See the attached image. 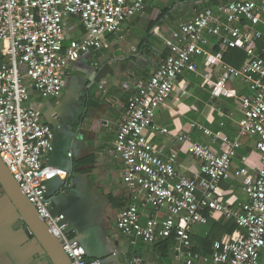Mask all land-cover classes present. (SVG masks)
<instances>
[{
  "label": "built area",
  "instance_id": "1",
  "mask_svg": "<svg viewBox=\"0 0 264 264\" xmlns=\"http://www.w3.org/2000/svg\"><path fill=\"white\" fill-rule=\"evenodd\" d=\"M147 1L0 0V159L71 264L102 263L87 257L64 215L48 210L47 183L68 173L46 163L53 151L54 131L25 106L29 92L24 79L43 98L59 96L68 65L98 51L106 36L117 34L125 22L143 12ZM67 18L77 20L82 36L69 37ZM169 37L166 55L151 76L134 82L114 138L113 150L124 166L122 183L129 199L117 217L116 229L149 246L173 239L172 264H260L264 249V0H220L213 6L209 0H199L192 15ZM230 49L246 56L239 68L223 61ZM196 58H203L202 72ZM186 72L208 82L211 98H238L241 106L232 138L191 125L218 144V150L194 143L185 134L177 137L200 162V171L193 176L180 173L177 156L154 148L147 134H164L155 116L170 94L187 96V83L182 80ZM236 81L245 87L244 92L238 94L230 87ZM245 137L256 139L260 168L243 179L245 200L227 204L219 185L230 179L232 162ZM215 217L234 220L239 233L213 242L210 255L199 254L193 250L191 235ZM129 264L152 263L136 255Z\"/></svg>",
  "mask_w": 264,
  "mask_h": 264
},
{
  "label": "crops",
  "instance_id": "2",
  "mask_svg": "<svg viewBox=\"0 0 264 264\" xmlns=\"http://www.w3.org/2000/svg\"><path fill=\"white\" fill-rule=\"evenodd\" d=\"M163 1H147L141 16L125 22L117 34L106 36L98 51L70 63L66 85L59 96L43 98L24 79L29 92L25 106L35 110L42 123L54 131L53 151L46 163L68 173L66 178L47 183L48 210L53 215H64L87 257L102 264H129L136 255L152 264H166L153 246L123 236L116 229L117 217L129 199L122 183L124 166L113 150L118 124L124 117L128 97L134 92V82L151 76L166 52L169 32L184 20L174 18L173 7L177 3L171 9H163L165 13L160 18L163 10L159 5ZM189 1L192 6L187 18L199 0ZM219 1L209 0V4L213 6ZM184 3L186 0L177 6ZM65 22L69 37L82 36L83 29L75 18H67ZM67 44L66 40L64 47ZM209 50L217 52L215 48ZM195 64L202 72L203 58H196ZM182 80L187 83V96L178 98L174 93L168 96L155 116V124L164 134L151 131L148 137L154 148L162 149L165 155L177 156L180 173L193 176L199 173L200 162L190 156L187 145L179 143L177 137L185 134L194 143L218 150V144H212L202 130L191 125L220 131L232 138L241 117V106L238 98H211L208 82L199 75L186 72ZM237 84L239 81L234 85ZM239 90L236 89L238 94ZM255 142V137L241 140L230 179L219 185L227 204L245 200L241 190L243 179L260 168ZM67 153L71 154L70 158ZM221 219L225 220L220 217L211 220ZM20 220L17 208L0 186V264H53L36 238L19 225ZM201 228L197 227L192 235H197ZM230 236L226 234L220 240ZM260 264H264V249L260 251Z\"/></svg>",
  "mask_w": 264,
  "mask_h": 264
},
{
  "label": "water",
  "instance_id": "3",
  "mask_svg": "<svg viewBox=\"0 0 264 264\" xmlns=\"http://www.w3.org/2000/svg\"><path fill=\"white\" fill-rule=\"evenodd\" d=\"M123 27V26H122ZM0 186L20 214V225L32 234L53 264H71L60 243L50 235L44 222L37 215L0 159ZM70 229V228H69ZM71 230V229H70ZM72 231V230H71ZM76 238V237H75Z\"/></svg>",
  "mask_w": 264,
  "mask_h": 264
},
{
  "label": "trees",
  "instance_id": "4",
  "mask_svg": "<svg viewBox=\"0 0 264 264\" xmlns=\"http://www.w3.org/2000/svg\"><path fill=\"white\" fill-rule=\"evenodd\" d=\"M164 13L165 10L161 12L160 18L164 16ZM263 45L264 44H262L261 46ZM165 55L166 52L164 53L163 57ZM245 59V54L238 49L228 50L223 57L224 63L235 68H239L243 64ZM223 110L226 111L224 107ZM201 227L202 228L197 235H191V241L193 242V250L203 255L211 254V248L214 241L220 240L226 234L234 236L239 233V228L235 224L234 220L221 219L219 221H214L210 219L204 226L202 225ZM173 245V239L169 238L162 240L152 246L157 250L160 260H162L166 264H170V262H172L171 250Z\"/></svg>",
  "mask_w": 264,
  "mask_h": 264
},
{
  "label": "rangeland",
  "instance_id": "5",
  "mask_svg": "<svg viewBox=\"0 0 264 264\" xmlns=\"http://www.w3.org/2000/svg\"><path fill=\"white\" fill-rule=\"evenodd\" d=\"M162 0H160V2H161ZM180 1H182L183 2V0H164L163 1V3H161V4H164V6L163 5H159V7H161L162 8V10L163 9H165V8H168V9H171L176 3L179 5V2ZM156 2V1H155ZM154 2V3H155ZM186 2L187 3H184L182 6L180 5V7H178L177 6V4L173 7V8H176L175 9V11H176V13L174 14V18H175V20H177L178 21V19H186L187 17H188V15H189V13H190V11H191V6H192V4H191V2L189 1V0H186ZM140 14H142L141 12L140 13H138L137 15H135L134 17H139V16H141ZM133 17V18H134ZM153 39V38H152ZM236 83V82H235ZM234 83V84H235ZM234 84H232V83H230L229 85L231 86V87H235L237 90H239V88H241L240 90H239V92L240 93H242V92H244L245 91V87L244 86H242L241 85V83L239 82V84H237V85H234ZM147 134H148V136L150 135V134H152L151 132H147Z\"/></svg>",
  "mask_w": 264,
  "mask_h": 264
},
{
  "label": "flooded vegetation",
  "instance_id": "6",
  "mask_svg": "<svg viewBox=\"0 0 264 264\" xmlns=\"http://www.w3.org/2000/svg\"><path fill=\"white\" fill-rule=\"evenodd\" d=\"M19 225H20V222H19ZM20 226L24 227L23 225H20ZM29 235H30V234H29Z\"/></svg>",
  "mask_w": 264,
  "mask_h": 264
}]
</instances>
